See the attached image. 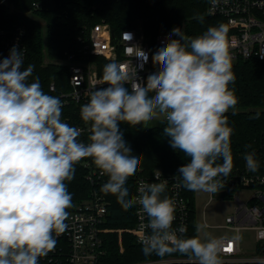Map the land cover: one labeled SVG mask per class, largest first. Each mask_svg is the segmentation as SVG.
Listing matches in <instances>:
<instances>
[{
	"label": "clouds",
	"instance_id": "9594fccd",
	"mask_svg": "<svg viewBox=\"0 0 264 264\" xmlns=\"http://www.w3.org/2000/svg\"><path fill=\"white\" fill-rule=\"evenodd\" d=\"M226 33L220 25L189 38L181 28H173L152 56L158 70L131 92L125 87L130 79L125 66L106 64V86L91 91L80 107L82 121L90 125L88 143L79 139L80 128L62 120L61 99L46 94L39 78L29 82L34 65L23 68L21 49H10L0 60V264H39L55 249L53 234L66 231L67 210L73 206L66 181L74 178L75 165L86 158L108 176L101 187L104 194L115 195L124 209L138 204L146 214L151 234L140 240L145 256L179 252L194 256L198 264H222V240L183 238L177 233L186 232L184 225L172 230L176 205L161 198L166 182L141 184L139 195L129 198L125 185L141 160L132 155L120 124L136 126L163 114V134L170 146L190 158L177 170L182 186L217 193L223 187L220 178L228 177L233 168V129L225 114L238 103L229 89L235 75ZM123 37L128 42L133 34L124 32ZM135 48L143 70L148 54ZM244 160L249 171L258 170L254 152L246 153Z\"/></svg>",
	"mask_w": 264,
	"mask_h": 264
},
{
	"label": "built area",
	"instance_id": "2783aa9c",
	"mask_svg": "<svg viewBox=\"0 0 264 264\" xmlns=\"http://www.w3.org/2000/svg\"><path fill=\"white\" fill-rule=\"evenodd\" d=\"M208 15L221 19L220 25L227 29L226 46L231 56V63L239 60L255 59L264 61V0H213L208 2ZM86 30V28H85ZM88 30V28H87ZM124 32L133 34L131 41H126ZM27 30L25 26H16L12 31L0 29V54L9 51L15 45L21 49L23 60L26 58ZM87 36L80 37L81 48L77 54L67 55L64 66L68 69V90L59 91L54 82L50 84L52 96L61 99L62 120L70 126L81 129V141L88 143L90 125L82 121L80 107L89 100V93L97 87L106 86L103 81V69L108 63L115 62L124 65L130 79L125 87L131 92L132 88L141 81L146 82L150 73L158 70L152 60L154 52L141 27L124 29L118 40L111 26L106 22L94 24L87 32ZM170 33L159 34L156 44L164 46V42ZM172 38H176L173 36ZM148 54L147 63L140 70L142 61L136 57L138 49ZM97 59H101L99 62ZM102 62V63H100ZM137 72V75H136ZM79 106V110H67L71 104ZM88 168L86 179L95 189L91 197L78 203L69 212V218L65 221L68 228L61 234H53L57 240L55 249L47 256L41 257L39 263L66 264H104L106 251L104 248L105 234L117 231L119 233L120 251H124L122 242V229H110L105 226L110 202L97 186H101L108 180L107 175H102L100 170L93 166L91 161H86ZM223 187L217 193H211V203L215 199L230 200L235 203L234 211L226 216L223 224L212 225L204 215L205 229H225L230 234L219 237L224 245L220 254L222 264H264V174L257 171H249L246 163L232 168L230 175L221 177ZM166 182V191L162 197H168L175 202L176 219L172 230L175 231L181 225L186 227L183 238L194 237L192 234L193 202L196 213V191L187 190L182 186V178L176 174L166 173L163 170H155L150 175H138L134 179V195L138 196V189L144 183ZM134 226L125 231L131 233L135 241L141 245L143 235H150L151 230L146 227L148 220L140 205H134ZM197 227V225H196ZM243 234L251 240V248H245ZM198 236V232H197ZM231 246V251H226ZM198 264L194 256L167 257L159 260H148L135 264Z\"/></svg>",
	"mask_w": 264,
	"mask_h": 264
},
{
	"label": "trees",
	"instance_id": "16d2710c",
	"mask_svg": "<svg viewBox=\"0 0 264 264\" xmlns=\"http://www.w3.org/2000/svg\"><path fill=\"white\" fill-rule=\"evenodd\" d=\"M208 2L209 0H6L0 4V29L12 31L16 26L26 27L27 54L23 68L34 65L29 82L39 78L42 90L50 95L49 87L52 82L59 91L68 90L69 71L64 65H56L53 62L45 64V59L63 61L67 55L77 54L81 48L80 37L87 36L94 24L108 23L116 40L122 30L141 27L146 42L155 53L160 48L155 42L156 37L159 34L171 33L173 28L179 27L187 37L195 38L206 32L209 27H218L221 19L208 15ZM9 54V51L2 52L0 60ZM97 60L99 62L101 59ZM232 71L235 81L229 84V89L234 92L238 103L235 109H230L225 115L233 129V167L245 164L244 155L254 152L259 162L257 172L264 174V61L239 60L232 64ZM149 95L153 93L150 92ZM68 109L78 112L79 106L72 103ZM166 126V119L153 127H148L146 123L136 126L123 122L120 124L124 139L133 151L132 155H138L141 160L136 174L130 177L125 185L130 192L129 198L134 195V179L138 175H150L155 170H163L179 176L178 168L189 162L190 158L170 146V138L163 134V128ZM79 139L81 140L80 137ZM86 161H91L96 167L91 158H86L75 165L74 178L66 181L73 204L67 211L89 199L95 189L86 179ZM217 163H222V160ZM102 185L97 186L100 191ZM105 195L110 202L105 226L124 230L121 235L124 251H120L117 231L105 234L104 264H135L187 255L174 252L163 257L155 253L145 256L142 245L135 241L131 233L125 231L134 226V206L124 209L117 203L115 195ZM193 209L192 234L195 237L197 227L194 202Z\"/></svg>",
	"mask_w": 264,
	"mask_h": 264
},
{
	"label": "rangeland",
	"instance_id": "374dc122",
	"mask_svg": "<svg viewBox=\"0 0 264 264\" xmlns=\"http://www.w3.org/2000/svg\"><path fill=\"white\" fill-rule=\"evenodd\" d=\"M14 9V7H12ZM11 8V9H12ZM12 9V10H13ZM53 62L56 65L63 66V62L61 61H51L48 58L45 59V64ZM165 117L163 114H158L156 118L146 123L148 127H153L156 125H160L164 121ZM211 193L204 191H196L195 199H196V225L200 226V231L198 232L199 238H219L221 236L230 234L228 230L225 229H205L203 227L204 224V215H206L210 224H223L226 216L230 215L235 209V203L232 199L230 200H221L215 199L211 203L208 204L210 200ZM251 238L243 234V242L245 248H251V244L247 242L250 241Z\"/></svg>",
	"mask_w": 264,
	"mask_h": 264
},
{
	"label": "snow or ice",
	"instance_id": "6c2138e0",
	"mask_svg": "<svg viewBox=\"0 0 264 264\" xmlns=\"http://www.w3.org/2000/svg\"><path fill=\"white\" fill-rule=\"evenodd\" d=\"M225 250H226V251H231V250H232V249H231V246L229 245V247H227Z\"/></svg>",
	"mask_w": 264,
	"mask_h": 264
},
{
	"label": "crops",
	"instance_id": "0c3cea01",
	"mask_svg": "<svg viewBox=\"0 0 264 264\" xmlns=\"http://www.w3.org/2000/svg\"><path fill=\"white\" fill-rule=\"evenodd\" d=\"M3 2H6V0H0V4L3 3Z\"/></svg>",
	"mask_w": 264,
	"mask_h": 264
}]
</instances>
